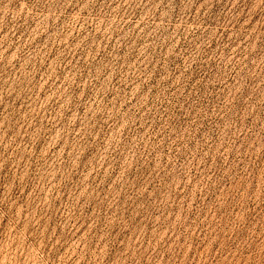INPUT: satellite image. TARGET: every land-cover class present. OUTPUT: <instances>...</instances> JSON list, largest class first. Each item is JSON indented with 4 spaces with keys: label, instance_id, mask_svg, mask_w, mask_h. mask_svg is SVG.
Segmentation results:
<instances>
[{
    "label": "rangeland",
    "instance_id": "374dc122",
    "mask_svg": "<svg viewBox=\"0 0 264 264\" xmlns=\"http://www.w3.org/2000/svg\"><path fill=\"white\" fill-rule=\"evenodd\" d=\"M0 264H264V0H0Z\"/></svg>",
    "mask_w": 264,
    "mask_h": 264
}]
</instances>
